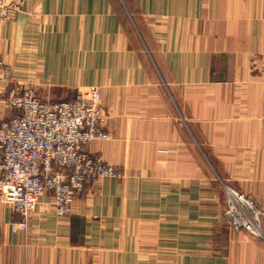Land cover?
Listing matches in <instances>:
<instances>
[{"label":"crops","instance_id":"crops-1","mask_svg":"<svg viewBox=\"0 0 264 264\" xmlns=\"http://www.w3.org/2000/svg\"><path fill=\"white\" fill-rule=\"evenodd\" d=\"M0 61L46 100L99 87L110 138L88 149L123 173L65 218L51 195L26 227L0 203V264H101L107 245L264 264V238L224 218L225 186L264 209V0H25Z\"/></svg>","mask_w":264,"mask_h":264},{"label":"built area","instance_id":"built-area-1","mask_svg":"<svg viewBox=\"0 0 264 264\" xmlns=\"http://www.w3.org/2000/svg\"><path fill=\"white\" fill-rule=\"evenodd\" d=\"M24 1L0 0V22H8ZM0 66V77L8 82L0 89V203L13 207L22 226L45 195H51L56 215L65 218L95 181L123 177L103 156L86 150L89 143L110 138L99 88L79 92L73 100L49 101L35 87L14 82L2 61ZM225 189L228 226L264 238V209L244 193Z\"/></svg>","mask_w":264,"mask_h":264},{"label":"rangeland","instance_id":"rangeland-1","mask_svg":"<svg viewBox=\"0 0 264 264\" xmlns=\"http://www.w3.org/2000/svg\"><path fill=\"white\" fill-rule=\"evenodd\" d=\"M19 83H22V82H19ZM23 84H26V83H23ZM27 85H30L32 87H35V90L39 93V90L36 88L38 86V84H37V86H33L32 84H27ZM97 88H99V87H97ZM79 92H84V91H79ZM104 110L107 112V110L105 109V107H104ZM107 115H108V119H109V114L107 113ZM105 130H106V128H105ZM91 143H89L87 145L86 150L90 154H92L94 156H102L100 154H93L92 152L89 151L88 147H89V145ZM105 178H109V177H105ZM100 179H102V178H100ZM51 203H52V206H53V202H51ZM53 208H54V206H53ZM54 210H55V208H54ZM153 252L154 253H152L151 251H147V250L125 251L122 247L113 248V247L107 245L106 248L101 249L99 261H100L101 264H170L169 257H167V254L166 253L156 254L155 251H153Z\"/></svg>","mask_w":264,"mask_h":264}]
</instances>
